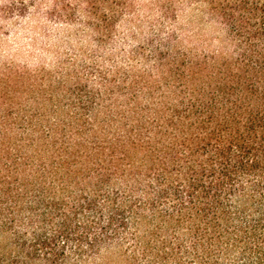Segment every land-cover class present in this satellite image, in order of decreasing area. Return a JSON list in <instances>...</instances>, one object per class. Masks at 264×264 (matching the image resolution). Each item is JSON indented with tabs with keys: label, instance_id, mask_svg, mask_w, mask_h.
<instances>
[{
	"label": "trees",
	"instance_id": "1",
	"mask_svg": "<svg viewBox=\"0 0 264 264\" xmlns=\"http://www.w3.org/2000/svg\"><path fill=\"white\" fill-rule=\"evenodd\" d=\"M186 6L219 35L181 23ZM156 8L128 49L0 62V264H264V0ZM49 10L101 44L134 3Z\"/></svg>",
	"mask_w": 264,
	"mask_h": 264
},
{
	"label": "rangeland",
	"instance_id": "2",
	"mask_svg": "<svg viewBox=\"0 0 264 264\" xmlns=\"http://www.w3.org/2000/svg\"><path fill=\"white\" fill-rule=\"evenodd\" d=\"M16 0H0V62L24 65L31 70L44 68L52 70L59 62H65L71 56L82 59L85 54L97 47L108 50L110 47H128L140 44L147 35L146 24L135 28L133 19L142 18L154 20L159 16L156 8L160 0H133L134 12L130 15L132 21L126 19L118 22L113 33L112 41L99 43V37L88 28L74 22H60L57 18L45 14L51 7L53 0H41L39 6L42 13L37 14L35 9H30V15H20L12 8ZM179 1V0H176ZM195 6V5H194ZM180 7L178 10L181 23L191 21V28L200 31L203 37L219 35L215 25H202L200 23V9ZM125 18V17H124ZM81 24L84 19L82 18ZM134 34H133V33ZM115 34V35H114ZM191 45L199 48L213 49L218 41L212 40L210 45L203 44L197 38Z\"/></svg>",
	"mask_w": 264,
	"mask_h": 264
}]
</instances>
